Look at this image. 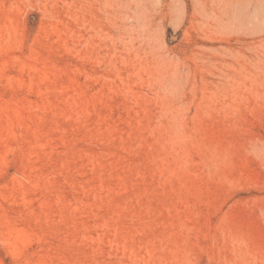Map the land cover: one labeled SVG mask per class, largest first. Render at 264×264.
<instances>
[{
	"label": "rangeland",
	"instance_id": "1",
	"mask_svg": "<svg viewBox=\"0 0 264 264\" xmlns=\"http://www.w3.org/2000/svg\"><path fill=\"white\" fill-rule=\"evenodd\" d=\"M0 264H264V0H0Z\"/></svg>",
	"mask_w": 264,
	"mask_h": 264
}]
</instances>
